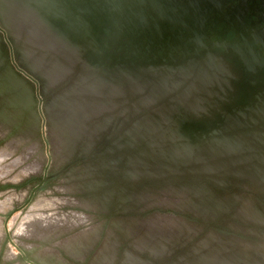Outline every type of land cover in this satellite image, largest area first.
<instances>
[{
    "label": "rangeland",
    "instance_id": "obj_1",
    "mask_svg": "<svg viewBox=\"0 0 264 264\" xmlns=\"http://www.w3.org/2000/svg\"><path fill=\"white\" fill-rule=\"evenodd\" d=\"M26 10L33 13L27 8ZM58 41H60L59 38ZM60 44L66 47L62 41ZM66 50L73 54L70 48L66 47ZM16 52L17 44L13 41L8 29L0 22V68L6 61H9L14 69L25 74L33 86L35 106L40 115L38 133L36 136L31 135L30 133L39 120L38 114L30 106L32 89L29 84H22V77L12 72L10 66H6L0 74V98L3 92H10L3 104L0 100V264H36L34 261H29L32 259L17 243L23 248L45 247L39 248L44 252L33 255V258L40 264H63L65 258L72 262H67V264H96L92 258L102 242L109 237L96 257V260L104 261L100 264H109L113 257L112 264H121L123 254V262L127 263L131 260V252L134 256L136 255V258L139 256L145 258L141 264H172L183 255L196 254L192 250L193 247L209 231L220 235H234L240 240L264 242L263 237L257 238L246 230L257 228L264 232V225L258 224L255 227L252 223H243L234 214L246 196L255 197L256 201L264 206V191L259 193L257 190L264 189V179L253 180L234 176L226 171L199 169L205 160L208 161V158L204 157L206 150L222 143V138L226 134H245L256 146H264V141H258L248 133L251 131L264 132V101L259 104L255 112H250L247 118L244 119L237 115L233 120L223 122L229 129L218 134L206 148L192 151L187 156L179 158H161L156 153L143 148L145 142L160 133L157 123V120H160V112H166L164 115L169 114L165 117L166 120L172 117L181 106H200L206 100L204 90L206 83L215 77L209 72L208 67L195 64L192 60L184 68L178 69L143 70L135 66L143 73L152 75L168 71L177 78L178 71H189V73L182 81H179L174 89L165 93L154 103L142 106L138 111L132 110L131 102L134 98L125 99L127 107L120 113H116L117 110L111 112L115 114L105 130L96 136L89 137L87 134H82L72 140L67 145L71 147L70 155L61 162L64 157L58 158L55 154L57 146H54L53 133L56 132L62 142L66 143L74 136V133L70 134L69 130L79 125L82 117L77 110L86 105L89 115H94L107 105L91 100L84 103L65 100L67 94L74 92L71 86L61 90L51 103L45 104V114L42 109L43 103L50 94L65 85L81 66L97 72L114 67L88 65L74 54L76 61L74 71L65 81L50 88L48 92L42 93L40 78L25 70L16 59ZM200 72H205L204 75L208 77L206 81H202L203 85L197 91L188 93L184 97L178 96L190 82L198 81L195 75ZM18 87L19 89H16ZM14 89L16 90L11 91ZM141 94L138 93L135 96ZM24 109L25 114L22 116ZM105 115H109V112L102 114V116ZM22 117L21 130L25 133L19 134L17 132L20 130L16 128V124L18 118L21 122ZM255 117L260 118L261 123L251 121ZM146 118H149L148 127L152 129L150 133L141 134L135 126ZM241 119L245 122H240ZM47 125L52 144L48 136ZM37 145L40 146V150ZM31 147L32 149H29ZM127 153L138 154L154 164L135 165L140 170L136 173L138 175L127 174L124 172L128 167L125 162ZM200 153V158L196 159L195 156ZM40 158L41 165L32 176L22 173V166L16 167L22 159H26L25 162L28 164L32 160L36 166ZM53 159L56 163H61L57 165ZM171 163H177L182 170H169L166 164ZM35 166H33L34 169ZM84 184L89 186L80 188L84 187ZM173 189L178 193H172ZM214 191H217L218 195L213 194ZM233 193L239 196L231 200L228 196ZM221 196L223 200H220L219 210L212 219L202 218L190 211H178L175 209L177 207L171 203L186 200L189 207L195 206L198 209L205 207V212L208 213L212 202H217ZM91 198L103 200L106 207L101 209L83 207L85 201ZM149 220L155 221L156 224L142 226ZM63 221L67 226L65 229L68 230L63 232L65 229H59L54 231L56 233L53 235L56 236L50 238L45 236L55 224ZM168 221L174 225L176 222L193 223L199 230L187 235L184 233L177 238L182 227L177 225L173 228ZM235 226H239L240 229H236ZM94 228L101 229L99 238L82 260L72 259L59 249L58 246L64 247L69 241H77L85 235L89 236L95 230ZM79 229L81 230L78 232ZM95 234L96 232H93L92 236ZM132 235L137 237L136 248L162 251L166 247L157 255H152L147 251H134L133 245L130 244ZM31 236L45 237L41 238L40 240L44 241L40 242L28 238L22 239V237ZM63 237L68 238L59 242V239ZM168 239L176 240L167 243ZM214 242L216 238L211 241V244ZM89 245L90 242H70L68 250L73 255L82 257ZM126 248L131 252L125 250ZM46 252L55 253L59 262L53 253Z\"/></svg>",
    "mask_w": 264,
    "mask_h": 264
},
{
    "label": "flooded vegetation",
    "instance_id": "obj_2",
    "mask_svg": "<svg viewBox=\"0 0 264 264\" xmlns=\"http://www.w3.org/2000/svg\"><path fill=\"white\" fill-rule=\"evenodd\" d=\"M6 3L29 8L38 21L88 65L113 68L132 64L131 69L140 73L137 67L178 69L192 60L210 69L215 78L204 87L205 102L200 106H181L175 111L164 126L168 138L150 140L151 150L157 151L170 142L182 149H204L218 134L229 129L223 122L237 115L247 118L264 101V0H9ZM207 79L189 85L202 86ZM169 86L172 88L174 84ZM145 100L138 98V105L142 107ZM244 119L240 122L244 123ZM251 121L261 123L257 117ZM248 133L264 141V132ZM213 148L234 150L249 166L264 168V146H256L245 134H226L222 143ZM247 156L250 159L246 160ZM257 204L264 212V206ZM252 224L256 227L259 223ZM246 230L257 238L264 233L257 228ZM248 241L264 246L263 241ZM130 261L141 264L145 258L139 256Z\"/></svg>",
    "mask_w": 264,
    "mask_h": 264
},
{
    "label": "bare ground",
    "instance_id": "obj_3",
    "mask_svg": "<svg viewBox=\"0 0 264 264\" xmlns=\"http://www.w3.org/2000/svg\"><path fill=\"white\" fill-rule=\"evenodd\" d=\"M0 22L3 27L8 29L10 36L12 37L13 41L17 44L16 59L23 65L25 70H27L29 73L36 74L40 78L42 93L48 92L50 88L61 83L62 81H65L68 75H70L74 71L76 61L73 54L67 51L64 47H62L56 35L51 32V30L47 26L41 24L37 19H35V16L33 15V13H30V11L16 8L12 5L7 4L4 0H0ZM6 66H10L12 72L22 77V84L27 83L30 85L29 82L24 80L22 74L12 69V66L10 65L9 61H6L3 64V67H1L0 74L3 72ZM131 68H133L132 64H126L118 65L113 69L97 72L94 70L87 69L85 66H81V68L76 72V74L65 85L57 89L55 92H53L46 98V101L43 103L42 106L44 114L45 104L51 103L54 100V97L61 90L70 86L74 89V92L67 94L64 98L65 100H69L74 103H84L85 101L91 100L93 102L104 103L107 105L97 111L94 115H89V111L87 109L88 107L86 105H84L82 109L77 110V112H79L82 117L79 121V125H77L78 127H72L71 130H69V133H74V136L71 137V139H69L68 141H66V143L62 142L61 138L56 132H52L54 146H57L55 154H57L58 158H62V156L64 157L61 162H63L70 155L71 147H68L67 145L70 144L72 140H75V138H78L82 134H87L89 135V137L91 135L96 136L98 133L105 130L113 120L115 113L111 112L117 110L116 113H120L124 108L127 107V105L125 104V99H127L128 97H132V99L134 98L131 102L132 110L134 112L138 111L141 108L137 103L138 98L146 99L143 106L154 103L165 93H167L171 89H174L178 85L179 81H182L189 73V71H178L179 76L176 78L168 71L158 73L157 75H152L150 73H143L142 71H140V73H137ZM200 73H197L195 75L197 77V80L208 78L206 77V75H204L206 74L205 72L201 74ZM169 84H174V86L171 88ZM190 86L191 85L187 86V88H185L181 93H179L178 96L184 97L186 94L193 93L201 87L200 85H194L193 87ZM16 89H19V87ZM16 89L11 91H15ZM9 93H5L0 98L2 104L4 103V100ZM138 93L142 94L135 96ZM104 112H109V115L102 116ZM165 113L166 112L164 111L160 112L161 115L159 116V118L161 120H164ZM148 119L149 118H146L143 122L135 126L138 131H141V134L150 133V129H152V127H148ZM48 136L50 138L49 127ZM52 138H50V141L52 140ZM61 147L64 148V150H62ZM51 152L53 154L52 147ZM200 155L201 153L196 155L195 158H200ZM204 157L208 158V161L205 160L199 166V169L205 171H226L233 174L234 176L246 177L253 180L264 179V168L257 166H249L244 162L243 156L239 155V153L235 154L234 150H230L228 148L215 150L214 148H210L206 150V152L204 153ZM247 159H250V156H247L246 160ZM61 162L55 163L59 165ZM125 162L128 164V167H126L124 172L127 174H132V176H137L138 174L136 175V173L140 171L137 167H135V165L144 166L146 164H154L135 153H127L125 157ZM166 166L169 170H182V168H180L177 163L166 164ZM88 186V184H84V187L80 188H86ZM257 190L259 193H262L264 191V189ZM172 193L177 194L178 192L173 189ZM217 193V191H214L213 194ZM207 198H209V196ZM228 198H231V200H233L237 197L230 194ZM220 200H223V196H221L217 202H212L208 213L205 212V207L203 209H198L195 206L189 207V205L187 204L188 202H186V200H177L174 202L172 201L171 203L175 207H178V209L176 208L178 211L188 210L193 214L200 215L202 218L206 217L207 219H212L215 217V214L219 210ZM257 202L258 201H256L253 196H246V198L242 201V203L236 209L234 214L243 223H259L261 225H264V212H262V210L258 207ZM84 204L85 205H83V207H88L92 209H101L105 208L106 206L103 200H97L93 198L86 200ZM65 224L66 223L64 221L62 223L55 224L54 228L46 232L47 234L45 236H48L49 238L56 236L53 235L54 233H56L54 231L67 228ZM153 224H156V222L149 220L142 224V226H148ZM168 224L173 228L177 225H180L182 227L181 231L176 236L177 238L183 235L184 233L187 235L189 233H195L197 230H199L197 226H194L193 223L189 222L182 224L176 222V224L174 225L168 221ZM191 227H193V229H191ZM94 229L95 230L93 232H96L94 236H92V232L89 236L85 235L81 238H78L77 241L67 242L64 247L58 246L59 249L65 255L72 259L82 260L92 249L94 245L93 241L99 238V231L101 229ZM65 230H63V232ZM45 236L22 237V239L25 240L28 238L40 242L44 241L40 239ZM132 236L133 238L130 240V244L133 245L132 249L134 251H147L152 255H157L160 254L166 247L165 246L162 251L157 249L148 250L143 248H136L135 243L137 237L135 235ZM261 236L264 239V233ZM48 237L47 239H49ZM90 237H93L91 241L89 239ZM67 238L68 237H66L64 240H66ZM108 238L109 237H107L104 242H106ZM215 238L216 242L211 244V241H213ZM61 240L63 239H60L59 242H61ZM81 241L90 242V245L82 257H77L71 252H69L68 244L70 242ZM166 241L167 243L174 242L171 241V239H168ZM104 242H102L101 246L97 249L96 255H94L92 258V261L96 264L104 262L101 260H96V257H98V255L100 254ZM17 244L22 250L26 251L28 253V256H30V258L34 261L36 260L33 258V255L40 252H44L41 251V249L39 248H45L43 246L36 249H33V247L31 246H29V248H23L21 244ZM125 250L129 249L126 248ZM192 250L195 251L196 254L183 255L180 259H178L172 264H264V246L260 244H255L254 241L250 242L248 240H240L234 235H220L218 233H213L212 231H209L203 236L202 239L197 242V244L193 247ZM53 254L55 255V253ZM115 254L116 247L114 256ZM131 254V258H135L136 255L134 256L132 252ZM56 260L57 262H59L57 257ZM113 260L109 264H112ZM123 260L124 254L123 258L121 259V264H132L131 261L124 263ZM36 262L40 264L38 261ZM67 262L70 263L71 261L66 258L63 264H67Z\"/></svg>",
    "mask_w": 264,
    "mask_h": 264
},
{
    "label": "water",
    "instance_id": "obj_4",
    "mask_svg": "<svg viewBox=\"0 0 264 264\" xmlns=\"http://www.w3.org/2000/svg\"><path fill=\"white\" fill-rule=\"evenodd\" d=\"M5 2H8L9 0H4ZM8 4V3H7ZM19 9H23V10H26V8L24 7V8H19ZM27 9H29V8H27ZM40 22V21H39ZM57 39H58V37H57ZM60 42V41H59ZM64 47V46H63ZM65 49H66V47H65ZM72 52H73V50L72 49H70ZM74 52H73V56H74ZM76 55V54H75ZM27 71V70H26ZM165 120V119H164ZM164 120H157V123H158V126H159V130H160V133L155 137V138H158V139H164V138H168V136H166L165 134H164V126H165V124H167L168 123V119H166L165 121ZM164 121V122H163ZM157 129V131H159ZM152 139H154V138H152ZM151 139V140H152ZM150 142V140H148L147 142H145L144 144H145V146L143 147V148H145V150H148V151H152V152H154V153H156L157 155H159L161 158H179V157H183V156H187L188 154H190L192 151H195V150H188V149H182V148H179V147H176V146H174L173 145V143H168V144H165L164 146V148H161V149H159V150H151V149H149V147H148V143ZM197 150H201V149H197ZM29 261H31V262H33L34 260H29ZM34 263H36V264H38L36 261H34Z\"/></svg>",
    "mask_w": 264,
    "mask_h": 264
},
{
    "label": "crops",
    "instance_id": "obj_5",
    "mask_svg": "<svg viewBox=\"0 0 264 264\" xmlns=\"http://www.w3.org/2000/svg\"><path fill=\"white\" fill-rule=\"evenodd\" d=\"M12 66V65H11ZM1 69V68H0ZM12 69L14 70V71H16V72H18V73H20V74H22L23 75V77H24V80L25 81H27V82H29L28 80H27V77L25 76V74L24 73H22L21 71L19 72V71H17L16 69H14L13 67H12ZM30 83V82H29ZM30 86H31V88H32V96H33V101H32V103L30 104V106L32 107L33 106V109H34V111L38 114V117H39V120H38V122H37V125H36V127L34 128V130L32 131V133H30L31 135L32 134H35V136H36V134L38 133V127H39V124H40V115H39V113H38V110H37V107L35 106V96H34V90H33V86L31 85V83H30ZM5 93H9V91H5V92H3L2 94L4 95ZM24 114H25V109H24V112H22V116H24ZM22 121H23V117H22V120H21V122H20V120H19V118H18V121H17V124H16V128H19V130L20 131H18L17 133H25L23 130H21V127H22V125H23V123H22ZM16 145L18 144V142L17 143H15ZM36 144H38V143H36ZM37 148L40 150V146L39 145H37ZM20 149V148H19ZM29 149H32V147L31 148H29ZM35 149H36V147H35ZM21 161V160H20ZM26 161V159H22V162L20 163V162H18L17 163V165H16V167H19V166H22V170H21V172L23 173H27V175H30V176H32V175H34V173L36 172V171H38V168H39V166L41 165V158H40V162L38 163V164H36V166L34 165V162L31 160L30 162H29V164L28 163H26L25 162ZM27 162H28V160H27ZM20 163V164H19ZM19 164V165H18ZM33 166H35V169L33 168ZM15 167V168H16ZM20 173V172H19ZM17 175H19V174H17Z\"/></svg>",
    "mask_w": 264,
    "mask_h": 264
}]
</instances>
